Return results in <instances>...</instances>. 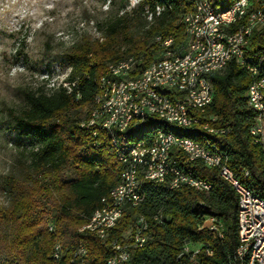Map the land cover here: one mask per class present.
Wrapping results in <instances>:
<instances>
[{
    "label": "trees",
    "instance_id": "16d2710c",
    "mask_svg": "<svg viewBox=\"0 0 264 264\" xmlns=\"http://www.w3.org/2000/svg\"><path fill=\"white\" fill-rule=\"evenodd\" d=\"M235 1L210 0L218 10ZM249 1L252 9L264 11V0ZM194 9L190 0H138L131 7L128 0H123L116 10L96 23L97 37L82 36L66 50L63 61L69 71L65 80L48 91L39 87L29 92L27 106L13 117L14 130L36 146L30 150L22 176L7 177L11 200L0 212V223L10 224L12 237H0V264H106L111 255L108 241L127 235L137 215L146 217L147 239L142 247L131 249V257L124 264H244L236 258V189L220 176L217 167H207L200 160L186 162L187 155L174 148V158L194 171L196 177L211 182V191L185 185L170 190L160 185L154 189L142 182V203L125 209L107 241L79 231L101 207V199L119 183L122 170L110 137L101 125L96 122L82 126L96 108L100 79L109 74L113 62L130 56L135 59L131 77L141 74L162 58V42L169 37L173 38L172 48L183 49L188 37L182 18ZM245 20L231 25L229 31L246 24ZM245 56L246 61L257 66L259 76H264V26L252 30ZM209 78L212 101L204 111L195 114L211 128L225 127L228 133H212L202 124L176 129L157 117L145 120L129 133L135 139L150 141L154 129L160 127L195 140L209 139L219 147L240 181L264 198V144L253 141L250 129L256 112L246 96L254 76L232 58L222 70L210 73ZM243 169L249 171L247 177L243 176ZM66 172L71 177L67 178ZM46 206L54 213L53 231L47 224ZM160 210L166 220L163 225L153 218ZM210 216L223 222V238L213 235L206 226L200 227ZM81 239L88 242V254L72 261ZM57 242L63 251L55 259L52 254ZM187 242L203 244L196 262L181 254ZM207 250H211V255Z\"/></svg>",
    "mask_w": 264,
    "mask_h": 264
},
{
    "label": "bare ground",
    "instance_id": "6f19581e",
    "mask_svg": "<svg viewBox=\"0 0 264 264\" xmlns=\"http://www.w3.org/2000/svg\"><path fill=\"white\" fill-rule=\"evenodd\" d=\"M190 1L194 3L195 9L193 12L183 15L182 18L184 22L185 16L186 25H184V32L186 37H188V43L186 46H193L195 37H202V30H204V35H211L212 26H214L216 31L226 34L223 37V41H221V47H217L216 59L215 53H206L203 55V59H201V51H206V42H199V51H193V54H186V62H188L186 66L185 60H178V68H185V80L179 78H172L169 80V76L173 75V68L177 66L176 54L172 53H180V50H178L179 48H172V40L166 39L162 42V45L164 46L163 56H168V61H159L158 65L157 60L151 63L141 74H137L134 77H127V74H119V79L110 80L112 72L120 71L124 63L132 64V69H134L135 59L130 56L125 60L115 63L113 62L109 66V74L107 73L108 75L100 79V88L96 95V108L92 112L89 121L87 123H82V126L89 127L98 122L109 135L118 162V155H125V145H122L120 141L138 144L145 140L133 138L130 135L129 130L131 131L133 128H137L142 122L149 119V115L163 119L176 129H186L197 124V117L199 116L196 115L195 112L198 113L204 111L205 107L211 103L213 98V86L209 78L210 73L222 70L232 58L234 59V55H230L233 52L232 41L237 39V42H244L245 47L253 28L264 26V11L252 9L249 0H236L231 6L223 10H218L213 6L212 14H219L220 19H212V22H205L203 8L207 3V0ZM236 3H243L244 9L235 8ZM156 10V13L158 14L160 12V7H157ZM151 16L152 14H150L148 18L151 19ZM243 19H246V24L239 25L233 32L229 31L231 25L238 24L239 21ZM157 40H161V37L158 36ZM184 48L185 46L183 49ZM251 66H253L259 73V69L256 65ZM200 69H202L203 72V88L207 96V98L203 99L199 98V96L193 91V88L187 87L185 84V81H193V73ZM247 69L253 74V71L250 70V68ZM120 81H126V87L138 86L141 82H147L148 90L153 92V96H156L161 104H140L138 102H131V118H125V129L123 130L120 128V119H113L112 121L105 123V120H109L112 117V110H114L115 117H122V108H129L130 106V99L127 98V91H125L123 82ZM160 83H165V86L160 85ZM246 96L249 106L255 110V101L250 100L249 87ZM117 102H120V106H117ZM187 112L191 113L192 116H195L188 119V126L176 125V120H178L179 117L180 119H187ZM133 123H137V125L133 127ZM258 129H264V115H259ZM250 133L252 134L255 143L264 144V133H255V140L252 127ZM163 136L174 137L177 138L178 141L187 142L190 145V147H182L179 149V151H182L187 155L188 159L186 162L200 160L205 166H208L207 157L202 155V153L195 151V149H210L221 155L218 159L210 160L209 167L222 169V167L227 166L225 156L220 151L219 147L211 140H195L191 137L177 135L157 127L151 134V140L149 141V143H152L154 149H152L151 145H144L142 151L139 152V159L142 163L141 167H138L137 161L121 160V162H119L122 167L119 183L110 190L107 197L101 199V207L96 209L92 214L93 220H87L79 229L80 232L95 235L104 241L108 240L109 234L117 224H103V220H105L106 216L107 201L112 200V195H114L115 191L123 186L130 187V192L135 195H142L139 190L142 182L150 184L154 189H158V187L162 185L165 189L170 190L173 189L176 184L177 188L185 185L198 191H208V189L210 190L213 187L211 182L199 177H196V179H201V186L197 183H191V179H184L183 181L177 182V170L181 173H192V171L189 168L182 166L179 161L174 158L171 151L173 148L175 149V145L165 144ZM162 157H164V167L168 172V176L165 177L157 175V170H152V162H160V158ZM231 173L234 174L235 179H237L239 189H236V192L238 197H240V189H242L247 193L249 198H254V200L264 204V198H261L254 190L244 185L232 169ZM140 203L141 200L124 202L123 206H120L119 208V217L123 215L127 207H137ZM163 213L164 212L160 210L153 217L154 220L156 222L157 220H165ZM237 216L239 224V244L237 249H242L240 261L244 264H248L254 260L253 246H249V239L243 238L240 209H238ZM140 219L146 220V217L144 215H137L135 221L133 220V227L136 226L137 220ZM204 226L209 229V217L206 218L204 224L200 227ZM147 230L144 232V240L147 239ZM129 231H127V233ZM118 241L119 236L112 237L108 241L107 246L111 249V255L108 257L106 264H113V261H120V253H118L117 248H115V244H117ZM144 244L145 242H142V246ZM184 246H187V243H185ZM62 251L61 243H55L52 254L53 257L58 259L61 256ZM87 254L88 248H86V251H80L78 258H84ZM181 254H183V252ZM256 260H264V253H256Z\"/></svg>",
    "mask_w": 264,
    "mask_h": 264
},
{
    "label": "rangeland",
    "instance_id": "374dc122",
    "mask_svg": "<svg viewBox=\"0 0 264 264\" xmlns=\"http://www.w3.org/2000/svg\"><path fill=\"white\" fill-rule=\"evenodd\" d=\"M128 1L131 7L138 0ZM122 2L0 0V212L10 205L7 177L22 176L36 146L30 138L18 136L14 115L27 106L29 92L39 87L48 91L65 80L66 50L82 36L97 37L96 23ZM65 175L71 177L69 172ZM46 212L47 224L53 226L54 213L49 206ZM2 236L12 237L10 224L0 223Z\"/></svg>",
    "mask_w": 264,
    "mask_h": 264
},
{
    "label": "built area",
    "instance_id": "2783aa9c",
    "mask_svg": "<svg viewBox=\"0 0 264 264\" xmlns=\"http://www.w3.org/2000/svg\"><path fill=\"white\" fill-rule=\"evenodd\" d=\"M212 7L210 0H207L203 11L205 16V22H212V19H220L219 14H212ZM235 8L244 9L243 3H236ZM184 25H186L185 16H184ZM254 29V28H253ZM226 34H223L219 31H216L214 26H212L211 35H204V30H202V37H195V41L193 46H185L184 49H180V53H172L176 54L177 66L173 68V75L169 76V80L172 78H179L185 80V68H178V60H185V66L188 62H186V54H193V51H199V42H206V51H201V59H203V55L206 53H215L216 59V50L217 47H221V41H223V37ZM168 40H173L172 37H169ZM167 42V41H166ZM233 43V52L230 55H234V59H236L239 63H241L244 67L250 68L253 71L254 79L249 84L250 88V100L255 101V111L256 118L252 125V132L255 140V133H264V129H258V115H264V77L259 76L258 71L251 66V64L245 60V47L244 42H237V39L232 41ZM159 61H168V56H162V58L158 59ZM132 64H123L120 71L112 72L111 79H119V74H127V77H131ZM150 81V76H149ZM123 82V86H125V91H127V98L130 99L129 108H122V117H115L114 110H112V117L109 120H105V123L108 121H112L113 119H120V128L125 129V118H131L130 115V107L131 102H138L140 104H150V103H159V100L156 96H153V92L148 90L147 82H141L138 86L126 87V81ZM187 87L193 88V91L199 96V98H207L205 94V90L203 88V72L202 69L197 70L193 73V81H185ZM160 85H164L165 83H160ZM161 105V104H160ZM117 106H120V102H117ZM192 116L191 113L187 112V119L176 120V125L188 126V119ZM155 117L149 115V120ZM197 124H202L204 129H209L212 133L225 134L228 133V129L225 127L220 128H211L208 122L202 121L201 117H197ZM137 123H133V127H135ZM95 134V132H94ZM165 144H173L175 145L176 151H179L182 147H190L187 142H180L177 138L174 137H164ZM122 145H125V155H118L119 162L121 160H131L137 161L138 167H141V162L139 159V152L142 151L144 145H151L149 143V139L143 140L142 143L131 144L126 143L124 141H120ZM152 149L153 146H152ZM195 151L202 153V155L206 156L209 162L212 159H218L221 155L219 153H215L214 150H201L195 149ZM152 170H157V175L160 176H168V172L164 167V157L160 158V162H152ZM220 176L229 182L234 189H239L237 184V179H235L234 174L231 173V167L228 165L226 167H222V169H218ZM249 175V171L247 169H243V176L247 177ZM151 178V177H149ZM184 179H191V183H197L201 186V179H196V175L194 171L192 173H181L177 170V182L183 181ZM177 188V184L173 189ZM208 189V188H207ZM208 191H211L208 189ZM144 199V195H135L130 192V187H121L115 191L114 195H112V200L107 201V210L105 220H103V224H119L122 217H119V208L123 206L124 202H129L131 200H141V203ZM238 209L241 210V227L243 229V238L249 239V246H253L254 252V260L248 264H264V260H256V253H264V204L261 202L254 200V198H249L247 193L240 189V197H238ZM87 220H93L92 215ZM166 220H157V224L163 225ZM49 229L51 231L54 230V227L50 225ZM147 230V220L140 219L137 220V224L132 228L129 234L119 237V241L115 244V248H117V252L120 253V261H113V264H124L131 257V249L132 248H140L142 247V242H146L144 240V232ZM213 235L218 238H223L224 235V226L223 222L216 217H209V229ZM88 248V242L84 239H81L75 246L73 251L72 261L76 256L79 255L80 251H86ZM203 248V244L201 243H191L187 242V246H183V255L188 258H194V262H196L197 253ZM110 249V248H109ZM207 253L211 255V250H207ZM242 253V249H236V258L240 261V256ZM63 257V255H62Z\"/></svg>",
    "mask_w": 264,
    "mask_h": 264
}]
</instances>
